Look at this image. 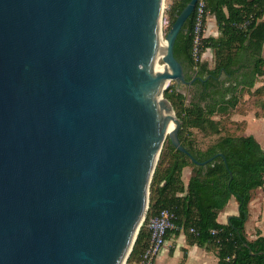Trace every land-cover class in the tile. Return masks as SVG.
<instances>
[{
  "label": "water",
  "instance_id": "obj_1",
  "mask_svg": "<svg viewBox=\"0 0 264 264\" xmlns=\"http://www.w3.org/2000/svg\"><path fill=\"white\" fill-rule=\"evenodd\" d=\"M196 1L163 34V0H0V264H125L166 137L217 155L162 95Z\"/></svg>",
  "mask_w": 264,
  "mask_h": 264
},
{
  "label": "trees",
  "instance_id": "obj_2",
  "mask_svg": "<svg viewBox=\"0 0 264 264\" xmlns=\"http://www.w3.org/2000/svg\"><path fill=\"white\" fill-rule=\"evenodd\" d=\"M188 1L172 2L173 19ZM206 12L214 16L220 34L216 38L202 37L199 48L200 53L207 47L213 49V65L192 57L193 12L173 46L174 56L188 68L185 78L199 77L193 82V98L186 103L175 85H168L162 95L181 120L178 137L190 155L197 161L217 155L206 165L197 164L166 137L150 180L145 217L170 207L188 241L212 248L217 264H264V236L249 239L244 228L251 192L264 183V147L252 134H219L202 150L191 137L193 129L210 127L219 133L222 127H218L213 115L234 107L238 93L252 88L256 76L264 72V0H206ZM245 20H249L248 24L240 27ZM186 166L191 167L192 174L185 185L181 174ZM231 196L238 202V212L227 222H219L217 215ZM148 237L143 221L125 264L139 263Z\"/></svg>",
  "mask_w": 264,
  "mask_h": 264
},
{
  "label": "crops",
  "instance_id": "obj_3",
  "mask_svg": "<svg viewBox=\"0 0 264 264\" xmlns=\"http://www.w3.org/2000/svg\"><path fill=\"white\" fill-rule=\"evenodd\" d=\"M219 34L220 31L214 16L208 15L204 36L216 38ZM261 53L264 56V43ZM202 59L207 60L211 66L214 61L213 49L207 47L202 52ZM262 146L264 147V145ZM191 174L190 166L182 169L181 179L185 185ZM248 210V218L244 224L247 237L254 239L257 235L264 236V183L252 190ZM237 212L238 202L234 196H231L226 205L219 211L217 220L222 223L227 222V218L236 215ZM152 264H217V257L212 248L190 243L186 233L180 229L166 237L164 246Z\"/></svg>",
  "mask_w": 264,
  "mask_h": 264
},
{
  "label": "rangeland",
  "instance_id": "obj_4",
  "mask_svg": "<svg viewBox=\"0 0 264 264\" xmlns=\"http://www.w3.org/2000/svg\"><path fill=\"white\" fill-rule=\"evenodd\" d=\"M173 1L163 0L162 3L161 28L163 34L166 33L173 19L170 11V5ZM159 63H162L161 59H159ZM186 70L188 72V68ZM222 77L224 76L221 75ZM168 85H175L176 90L185 96L186 103L192 100L195 92L194 83L177 84L174 81H169ZM237 97V104L229 108L226 113L213 115V119L217 121L218 127H222L219 133H214L210 127H207V130H192L191 137L197 148L206 149L219 134H252L261 145H264V72L256 76L252 88L243 89L238 93ZM165 140L162 148L166 144ZM131 264H140V262H131Z\"/></svg>",
  "mask_w": 264,
  "mask_h": 264
},
{
  "label": "built area",
  "instance_id": "obj_5",
  "mask_svg": "<svg viewBox=\"0 0 264 264\" xmlns=\"http://www.w3.org/2000/svg\"><path fill=\"white\" fill-rule=\"evenodd\" d=\"M194 17V42L192 47V57L194 61L202 59V52L200 53V39L204 37L206 30L207 12L206 0H197L195 6ZM249 20H245L240 27H245ZM147 211V210H146ZM146 212L142 218L141 224L144 221L145 227L149 233L147 245L140 255V264H152L157 254L166 242V236L172 232L180 230L181 227L176 223V213L170 207L160 208L155 214L145 217ZM193 229H191L192 231ZM214 232V230H212Z\"/></svg>",
  "mask_w": 264,
  "mask_h": 264
},
{
  "label": "bare ground",
  "instance_id": "obj_6",
  "mask_svg": "<svg viewBox=\"0 0 264 264\" xmlns=\"http://www.w3.org/2000/svg\"><path fill=\"white\" fill-rule=\"evenodd\" d=\"M165 46H166L165 39H164V37L162 38V36H161V38L159 40V51L157 52V55H156L157 62H158L157 66H156L157 71H160L165 67L164 64L159 63V59L162 60V56H163V53L165 50ZM173 128H174V122L170 121L167 128H166L165 134L169 133Z\"/></svg>",
  "mask_w": 264,
  "mask_h": 264
},
{
  "label": "flooded vegetation",
  "instance_id": "obj_7",
  "mask_svg": "<svg viewBox=\"0 0 264 264\" xmlns=\"http://www.w3.org/2000/svg\"><path fill=\"white\" fill-rule=\"evenodd\" d=\"M185 72L187 73V70H186V68H185ZM195 77V76H194ZM190 80V79H189Z\"/></svg>",
  "mask_w": 264,
  "mask_h": 264
}]
</instances>
